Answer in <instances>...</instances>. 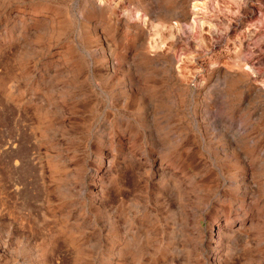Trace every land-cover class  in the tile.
Masks as SVG:
<instances>
[{"label": "rangeland", "instance_id": "obj_1", "mask_svg": "<svg viewBox=\"0 0 264 264\" xmlns=\"http://www.w3.org/2000/svg\"><path fill=\"white\" fill-rule=\"evenodd\" d=\"M0 264H264V0H0Z\"/></svg>", "mask_w": 264, "mask_h": 264}, {"label": "bare ground", "instance_id": "obj_2", "mask_svg": "<svg viewBox=\"0 0 264 264\" xmlns=\"http://www.w3.org/2000/svg\"><path fill=\"white\" fill-rule=\"evenodd\" d=\"M242 3V2H241ZM247 3V2H246ZM245 4V3H244ZM248 5V4H247ZM243 7H245V6H243ZM193 9H194V7H193ZM245 9V8H244ZM190 10V9H189ZM194 10H196V9H194ZM248 10V9H247ZM251 10V9H250ZM249 10V11H250ZM256 10V9H255ZM254 11V10H253ZM258 11V10H257ZM251 32V31H250ZM246 38V37H245ZM252 38V37H251ZM248 39H249V37H248ZM239 40V39H238ZM237 41V40H236ZM242 41V40H241ZM245 41V40H244ZM239 42V41H238ZM247 42V41H246ZM243 43V42H242ZM248 43V42H247ZM237 45V44H236ZM243 45H245V44H243ZM251 45V44H250ZM240 47V46H239ZM239 49H241V47L239 48ZM243 51V50H242ZM237 52V51H236ZM238 55V54H237ZM234 56V55H233ZM241 56V55H240ZM229 58V57H228ZM248 61V60H247ZM252 61V60H251ZM253 63H255V62H253ZM248 65V64H247ZM253 65V64H252ZM259 78V77H258ZM255 79H256V77H255ZM255 79H253V80H255ZM258 80V79H257ZM260 81V80H259ZM255 82H257V81H255ZM216 117H218V116H216ZM219 120H220V116H219ZM220 122V121H219ZM218 124V123H217ZM219 125V124H218ZM221 125V124H220ZM219 125V126H220ZM224 126V125H223ZM231 126V125H230ZM223 129H225V128H223ZM222 129V130H223ZM218 130V129H217ZM219 131H221V130H219ZM217 140V139H216Z\"/></svg>", "mask_w": 264, "mask_h": 264}]
</instances>
